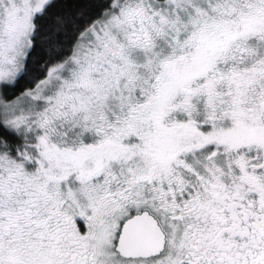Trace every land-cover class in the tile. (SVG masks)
Segmentation results:
<instances>
[{
  "label": "snow or ice",
  "instance_id": "obj_1",
  "mask_svg": "<svg viewBox=\"0 0 264 264\" xmlns=\"http://www.w3.org/2000/svg\"><path fill=\"white\" fill-rule=\"evenodd\" d=\"M56 6L0 0V264H264V0Z\"/></svg>",
  "mask_w": 264,
  "mask_h": 264
},
{
  "label": "trees",
  "instance_id": "obj_2",
  "mask_svg": "<svg viewBox=\"0 0 264 264\" xmlns=\"http://www.w3.org/2000/svg\"><path fill=\"white\" fill-rule=\"evenodd\" d=\"M81 3L82 0H57V6L52 11L54 14L63 13L68 8L79 7ZM47 32L48 29L45 25L41 28L40 35L37 38L36 51L33 53L29 62L28 72L26 73L25 78L20 80L18 88L7 93V95L11 96L13 99L29 85L30 81L36 79V77L41 74V69L45 65H47L50 61L55 62L58 57L64 55V52L57 49L53 45L52 41L47 38Z\"/></svg>",
  "mask_w": 264,
  "mask_h": 264
}]
</instances>
